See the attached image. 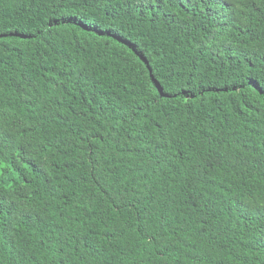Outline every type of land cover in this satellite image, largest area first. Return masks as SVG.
I'll return each mask as SVG.
<instances>
[{
    "label": "trees",
    "instance_id": "trees-1",
    "mask_svg": "<svg viewBox=\"0 0 264 264\" xmlns=\"http://www.w3.org/2000/svg\"><path fill=\"white\" fill-rule=\"evenodd\" d=\"M0 264H264V0H0Z\"/></svg>",
    "mask_w": 264,
    "mask_h": 264
}]
</instances>
